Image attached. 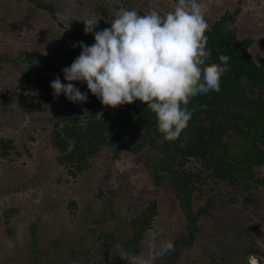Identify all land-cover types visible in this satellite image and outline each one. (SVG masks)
I'll use <instances>...</instances> for the list:
<instances>
[{"label": "trees", "instance_id": "obj_1", "mask_svg": "<svg viewBox=\"0 0 264 264\" xmlns=\"http://www.w3.org/2000/svg\"><path fill=\"white\" fill-rule=\"evenodd\" d=\"M27 1L46 10L55 22L62 25L63 21L58 19L52 4ZM123 2L126 9H134L133 2ZM95 12L99 18L106 14V9L97 7ZM237 14L238 10L231 16H222L205 32L209 62L219 64L221 55L228 56V71L221 77L218 92L210 91L190 100L187 107L193 110L192 116L178 138L165 140L157 128L155 114L138 100L130 105L110 108L103 106L96 96L76 87L87 94V101L82 103L87 110L85 119L70 102L60 110L49 108L52 127L45 137L46 146L55 153L56 165L63 167L73 180L89 174L91 159L103 146H109L114 155L131 152L135 161L145 168L153 188L157 189L163 183L168 185L185 215L186 234L174 240L175 249L166 264L177 262L180 246L193 245L199 233L200 218L217 219L214 204L218 198L227 197L232 203H240L243 214L249 207L257 209V192L264 191V55L252 54L251 37L237 36L233 27ZM103 23L101 17L97 26L101 27ZM73 33L78 35L75 30ZM19 54V58L12 59L7 53H0V66L15 64L19 60L26 63L22 75L32 92H36L32 96L36 104L49 107L62 98V94L54 95L48 80L49 74L56 71L51 57L39 52ZM97 113H103L101 119L95 117ZM23 153L30 156V148L17 143L14 138L0 137V158H15ZM60 178L57 183L62 182ZM62 184L74 183L65 178ZM20 187L26 190L27 185L20 184L16 190ZM95 195L104 204L103 215L82 220V232L70 239L62 232L60 238H51L46 246L38 240L39 225L30 224L26 264H92L98 250L110 244L118 249L116 254L120 257V264H130L123 258L125 252L141 254V241L159 214L156 200L140 202V208H137V202L126 205L132 216L125 221L127 230L119 231L117 227L110 230L105 227L106 222L116 218L112 212V191L99 188ZM201 199H204L203 203L198 205ZM77 205L76 200L69 202L72 216ZM41 210L45 208L41 207ZM8 211L13 214L17 209L12 207ZM228 222L232 224L230 220ZM250 228L256 230L257 236H263L257 225ZM234 233L241 264H245L251 254L264 257V250L253 243L246 230ZM6 236L12 238L11 229H6ZM76 255L78 257L71 263L66 261ZM208 263L221 264L214 252L210 253Z\"/></svg>", "mask_w": 264, "mask_h": 264}, {"label": "rangeland", "instance_id": "obj_2", "mask_svg": "<svg viewBox=\"0 0 264 264\" xmlns=\"http://www.w3.org/2000/svg\"><path fill=\"white\" fill-rule=\"evenodd\" d=\"M36 1L52 4L56 14L68 11L70 20L59 25L46 10L27 0H0V53H7L12 59L19 58L21 52L49 55L56 71L49 74L48 80L52 82L59 77L65 84L67 81L64 80L62 70L69 67L81 52L79 46L73 45L78 42L92 45L95 32L110 27L116 13L125 8L123 0ZM128 2H133L134 9L140 14L152 9L166 13L174 8V0ZM197 2L202 6L209 27L222 16H231L238 10L233 24L237 36L251 37L252 54L264 55V0ZM97 7L106 9V14H101L104 18L103 26H97L92 33L85 34L83 20L96 16ZM26 67V63L20 60L15 64L0 66V137L14 138L17 143L21 142L30 148V156L23 153L15 158H0V264H26L25 256L29 245L27 229L34 222L40 227L38 240L46 246L51 238H60L62 232L69 239L76 233H81L82 220L104 213V204L95 195L99 188H108L114 196L112 212L116 218L106 222L105 227L109 230L115 227L119 231L127 230L125 221L132 216V212L126 205L137 202L136 206L140 208V202L156 200L159 214L141 241V254L150 250L149 242L153 234L156 236L157 248L164 242L171 241L173 244L180 235H185V215L172 191L166 183L157 189L153 188L145 168L135 161L131 152L123 151L114 155L111 147L103 146L99 154L91 159L89 174L77 180H73L63 167L56 165L55 153L47 148L45 140L52 127L49 108L52 111L60 110L70 101L62 94V98L49 104V107L44 104L38 106L37 101L32 98L36 92H32L30 85L23 79L22 71ZM32 75L34 77L35 73ZM72 83L91 94L86 83ZM70 103L76 112L82 113V119L87 117V110L82 107V103ZM31 137L35 140H29ZM59 177H62V182L57 183ZM65 178L74 184H62ZM20 184H26V190L21 187L16 190ZM257 196V209L249 207L243 214L240 212V203H232L227 197L218 198L214 204L217 219L200 218L199 233L193 245L180 246L179 258L174 264H209L211 252H214L218 263L241 264L238 242L233 239L234 232H239L240 229L242 232L246 230L253 243L264 250V191H258ZM71 200L78 203L73 216V209L69 208ZM12 207L17 209L13 214L8 211ZM41 207L45 210L42 211ZM251 225H257L263 236H257L256 230L250 228ZM7 228L11 229L12 238L6 236ZM116 251L118 249L111 244L99 249L92 264H120ZM172 251L159 256L155 264H166ZM76 257L78 256L66 258V261L71 263Z\"/></svg>", "mask_w": 264, "mask_h": 264}, {"label": "clouds", "instance_id": "obj_3", "mask_svg": "<svg viewBox=\"0 0 264 264\" xmlns=\"http://www.w3.org/2000/svg\"><path fill=\"white\" fill-rule=\"evenodd\" d=\"M61 21H69L68 11L58 12ZM101 17L83 20L84 33L94 31ZM70 24V23H69ZM208 22L197 0H174V8L163 15L155 9L140 14L121 8L110 27L95 32L94 43L81 48L79 56L63 76L50 87L55 96L73 103H84L87 94L72 82H84L88 91L103 106L116 108L140 101L156 116L157 128L165 140H174L192 116L190 100L210 91H219L221 77L228 71L229 57L221 55L219 64L210 63L206 48ZM226 27H229L226 25ZM103 113L95 117L101 119ZM147 253L125 252L130 264H155L159 256L173 250L171 241L156 246L152 235ZM264 257L251 254L247 264H261Z\"/></svg>", "mask_w": 264, "mask_h": 264}]
</instances>
